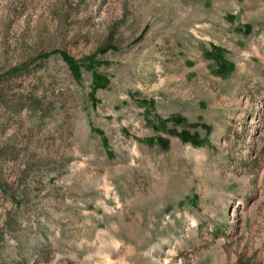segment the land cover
Returning a JSON list of instances; mask_svg holds the SVG:
<instances>
[{"label":"rangeland","instance_id":"374dc122","mask_svg":"<svg viewBox=\"0 0 264 264\" xmlns=\"http://www.w3.org/2000/svg\"><path fill=\"white\" fill-rule=\"evenodd\" d=\"M0 264H264V0H0Z\"/></svg>","mask_w":264,"mask_h":264},{"label":"trees","instance_id":"16d2710c","mask_svg":"<svg viewBox=\"0 0 264 264\" xmlns=\"http://www.w3.org/2000/svg\"><path fill=\"white\" fill-rule=\"evenodd\" d=\"M106 50H108V49H106ZM214 53L216 54L215 57L221 58L222 55H221V53H220V51L218 49H215ZM61 54L64 57V61H66L68 63L72 76L75 79H78L79 76H80V69L83 68L85 65L84 64L81 65V64L77 63L75 60H73L72 58H70L68 55H66L64 53H61ZM46 58H49V55H44V56L40 57V59H46ZM96 80H97L96 82H97L98 85L103 82V79L100 78V77H97ZM103 86H105V84ZM175 122L177 123V119H175ZM174 132H172V134H176ZM178 136L180 138H182V140L184 142L191 143L194 146H200L201 145V143L198 142L197 136L190 135L189 132L184 131L183 133L178 134Z\"/></svg>","mask_w":264,"mask_h":264}]
</instances>
